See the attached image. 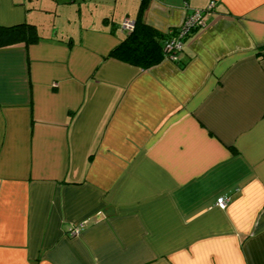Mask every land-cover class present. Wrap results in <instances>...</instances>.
Segmentation results:
<instances>
[{
    "label": "crops",
    "instance_id": "0c3cea01",
    "mask_svg": "<svg viewBox=\"0 0 264 264\" xmlns=\"http://www.w3.org/2000/svg\"><path fill=\"white\" fill-rule=\"evenodd\" d=\"M143 1L0 47V264H264V0ZM209 4L176 60L107 55Z\"/></svg>",
    "mask_w": 264,
    "mask_h": 264
},
{
    "label": "trees",
    "instance_id": "16d2710c",
    "mask_svg": "<svg viewBox=\"0 0 264 264\" xmlns=\"http://www.w3.org/2000/svg\"><path fill=\"white\" fill-rule=\"evenodd\" d=\"M142 2L144 1L142 0ZM197 27L192 28L191 31ZM171 29L175 30L177 27H171ZM123 30H126L125 34L108 51V56L143 68L149 67L166 57L167 52L163 42L169 36V32L158 30L145 22L141 18L140 12L133 21V27L131 29L124 28ZM40 37L41 33L37 24L32 21L24 20L11 24L0 23V47L17 42L28 45L37 42Z\"/></svg>",
    "mask_w": 264,
    "mask_h": 264
},
{
    "label": "rangeland",
    "instance_id": "374dc122",
    "mask_svg": "<svg viewBox=\"0 0 264 264\" xmlns=\"http://www.w3.org/2000/svg\"><path fill=\"white\" fill-rule=\"evenodd\" d=\"M30 11V21L41 29L65 39L78 37V29L86 23H95L96 18L126 9L121 0H21ZM129 0H124L128 2ZM97 23V22H96ZM100 25V24H99Z\"/></svg>",
    "mask_w": 264,
    "mask_h": 264
},
{
    "label": "built area",
    "instance_id": "2783aa9c",
    "mask_svg": "<svg viewBox=\"0 0 264 264\" xmlns=\"http://www.w3.org/2000/svg\"><path fill=\"white\" fill-rule=\"evenodd\" d=\"M212 4H209L207 8H194L191 12L187 14L182 23L177 26V29L172 30L171 28L167 31L169 36L165 38L163 44L167 52L166 58L171 60H176L179 51L183 49L184 40L187 34L192 28L200 26L204 22V15L206 11L211 8ZM122 27L125 29H131L133 27V21L125 19L122 23ZM228 203V197L220 195L216 198V204L225 208Z\"/></svg>",
    "mask_w": 264,
    "mask_h": 264
}]
</instances>
